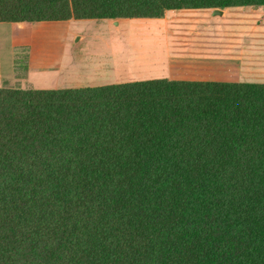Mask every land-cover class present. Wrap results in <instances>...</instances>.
<instances>
[{
  "label": "trees",
  "instance_id": "obj_1",
  "mask_svg": "<svg viewBox=\"0 0 264 264\" xmlns=\"http://www.w3.org/2000/svg\"><path fill=\"white\" fill-rule=\"evenodd\" d=\"M264 0H0V22ZM0 264H264V83L0 87Z\"/></svg>",
  "mask_w": 264,
  "mask_h": 264
},
{
  "label": "rangeland",
  "instance_id": "obj_2",
  "mask_svg": "<svg viewBox=\"0 0 264 264\" xmlns=\"http://www.w3.org/2000/svg\"><path fill=\"white\" fill-rule=\"evenodd\" d=\"M238 16L241 15L236 12L228 13L225 23L241 22ZM148 20L154 22L150 18H130L116 25L105 19H74L70 29L67 23L57 21L35 27L30 23L22 29H18V23H6L0 35L1 87L61 89L164 78L150 63L154 53L149 51L158 46L149 35ZM110 42L119 43L122 49L111 44L109 49L115 52L109 53L106 45ZM173 42L171 39V46ZM47 57L54 59L52 67ZM45 67L48 70L41 71Z\"/></svg>",
  "mask_w": 264,
  "mask_h": 264
},
{
  "label": "crops",
  "instance_id": "obj_3",
  "mask_svg": "<svg viewBox=\"0 0 264 264\" xmlns=\"http://www.w3.org/2000/svg\"><path fill=\"white\" fill-rule=\"evenodd\" d=\"M236 7L238 9H233L234 7L215 8L220 9L221 13H215L214 8L170 9L163 17L150 18L154 19V22L148 20L147 29L150 30L149 35L157 41L158 46V49L149 51L154 53V58L150 62L153 70L161 71L165 77L170 79L255 83L263 81L264 6ZM230 12L239 13L241 16L237 18L242 21L232 23V25L226 24L225 18ZM125 19L130 18L105 20L108 23L115 22L116 25H120ZM73 20H58L57 22L67 23L70 29V23ZM44 22H34L33 26ZM6 23L10 22H0V35L2 28L7 27ZM18 25V29H22L31 24L19 22ZM34 31L36 34L37 31L35 29ZM171 39L174 41L172 46ZM32 43H36L35 40H32ZM111 44L115 47L120 46V50L122 49L117 42L107 43L106 47L109 49ZM113 52L115 49H109V53ZM34 58L37 62L38 58ZM46 62L50 67L54 65L53 58L47 57ZM183 66H189V68ZM47 70L48 67H45L41 71L46 72ZM1 81L3 82L0 71V87Z\"/></svg>",
  "mask_w": 264,
  "mask_h": 264
},
{
  "label": "water",
  "instance_id": "obj_4",
  "mask_svg": "<svg viewBox=\"0 0 264 264\" xmlns=\"http://www.w3.org/2000/svg\"><path fill=\"white\" fill-rule=\"evenodd\" d=\"M215 13H221L220 9H215Z\"/></svg>",
  "mask_w": 264,
  "mask_h": 264
}]
</instances>
